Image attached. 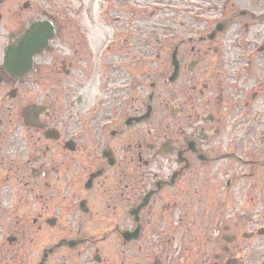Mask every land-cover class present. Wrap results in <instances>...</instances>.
Segmentation results:
<instances>
[{
	"label": "flooded vegetation",
	"instance_id": "af4514ba",
	"mask_svg": "<svg viewBox=\"0 0 264 264\" xmlns=\"http://www.w3.org/2000/svg\"><path fill=\"white\" fill-rule=\"evenodd\" d=\"M45 14L56 33L31 69L23 56L15 69L6 63L8 48L22 49L33 21L0 31V168L5 183L11 187L15 176L19 185L9 188V211L25 216L32 198L41 210L36 231H47L58 220L44 216V200L63 184L76 200L68 204L76 209V251L84 247L76 264H264L256 256L258 246L264 249V205H256L264 202V187L258 192L254 167L264 161L241 145L255 135L256 121L245 120L259 95L250 98L240 83L250 79L241 74L247 71L236 65L227 75L219 61L210 66L206 49H182L195 39L178 35L173 17L166 32L135 33L143 50L128 48L129 20L125 33L107 32L98 48L84 51L75 36L57 49L60 33ZM146 57L157 66L147 88L150 78L140 69ZM30 77L43 100L30 93L15 100ZM2 85L12 86L2 95ZM151 120L148 138L139 127Z\"/></svg>",
	"mask_w": 264,
	"mask_h": 264
},
{
	"label": "rangeland",
	"instance_id": "374dc122",
	"mask_svg": "<svg viewBox=\"0 0 264 264\" xmlns=\"http://www.w3.org/2000/svg\"><path fill=\"white\" fill-rule=\"evenodd\" d=\"M1 1V32H8L11 28L22 30L30 21L43 20L47 18L45 13H49L60 33L56 40L57 49H67L63 44L69 43L71 36L76 38L72 40L76 48L84 51L96 49L106 36L110 37V33L107 35V32L125 33L126 22L132 20L133 25L126 37L128 48L143 50L137 42L135 33L166 32L168 31L165 30L166 24L169 23L167 19L173 17L171 26H175L178 35L185 33V36L193 35L195 39L193 42L183 43L182 49L187 51L192 48L206 49L210 66L211 61L212 64L219 61L222 66L224 64L223 71L227 75L234 74L236 65L247 71L241 74L249 76L250 79L245 84L243 80L246 78L242 77L240 83L245 86L244 89L250 94V98L253 91L259 95L250 116L245 120L246 124L250 119L256 121L252 131L255 135L249 138L250 142L247 139L248 141L245 140L241 145L253 146V156L258 161H264V141L261 138L264 132V113L261 112L264 110V50L258 52V47L264 44V0H5L4 3ZM26 3L27 7L24 6ZM106 7L111 8L108 16L103 14ZM213 33H215L213 37H210ZM201 34H206L204 35L206 39H198ZM122 39L123 34L119 40ZM207 39L211 41L206 43ZM148 61L140 65L145 81L150 78L148 82L146 81V88L151 80L156 79L157 67L156 63ZM33 78L26 79L20 86L21 91L15 100H23L22 97L29 93L38 96L37 100H43L42 89L40 86H33ZM232 83L229 82L231 85ZM11 86L2 85V95ZM76 92L75 90L73 93L75 95L68 94H71L72 98L76 96ZM140 94L139 100H144V104H147V90L141 89ZM183 95L181 91L178 98L181 100ZM139 129H144V134L149 138V130L154 129V120L146 121ZM244 148L241 149L242 154ZM254 167L257 176L264 177V167L259 163ZM244 171L245 167L242 166L241 172ZM0 176V200H5L3 205L0 202V264H41L46 252L48 255L44 264H76L78 251L83 252L84 247H79L76 251V245H70V242L76 241V209L70 210L68 206L76 205V200L72 201L69 197L71 193L65 191L63 184L53 186L54 190H49L48 199L44 200L47 206L44 216L56 217L58 222L54 226L49 225L47 231L37 232L33 220L41 210H36L39 207L31 204L33 199L30 198V204L26 206L25 211L23 210L25 216L20 211H9L5 205L9 188L11 190L13 185L19 190V185L13 184L15 176L10 180L11 187L10 183H5L3 168H0ZM258 177L259 192L264 185L259 183ZM257 202V209L264 205L260 200ZM1 219L7 221L6 226L2 225ZM24 219L27 223L21 228L20 220ZM65 240L66 244L63 243ZM50 248L53 249L52 252L49 251ZM256 256L264 260V249L261 246L257 247Z\"/></svg>",
	"mask_w": 264,
	"mask_h": 264
},
{
	"label": "water",
	"instance_id": "95a60500",
	"mask_svg": "<svg viewBox=\"0 0 264 264\" xmlns=\"http://www.w3.org/2000/svg\"><path fill=\"white\" fill-rule=\"evenodd\" d=\"M55 33L54 28L48 21H36L32 24V26L26 31L24 36L22 37V50L20 51L22 53L21 56L25 57L27 62L24 64V66L27 69H31L33 57L34 54L42 51L44 47L47 46L49 39L52 37V35ZM215 33L210 35V37H213ZM31 44V47H30ZM27 45V47H26ZM7 66L10 69H15L12 66H14L18 61L16 60V57L19 55H16V52L13 50V48H10L7 52ZM19 66V65H17ZM12 74H16L15 70H11ZM23 73V72H22ZM76 245V241L70 242V245ZM49 251H53L51 248ZM48 255V252H46L43 262L41 264H44L45 259Z\"/></svg>",
	"mask_w": 264,
	"mask_h": 264
}]
</instances>
